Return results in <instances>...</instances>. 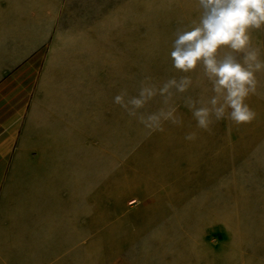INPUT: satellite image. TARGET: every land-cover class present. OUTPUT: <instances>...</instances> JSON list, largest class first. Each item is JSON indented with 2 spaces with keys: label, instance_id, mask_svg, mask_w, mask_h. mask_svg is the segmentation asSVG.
I'll return each mask as SVG.
<instances>
[{
  "label": "rangeland",
  "instance_id": "obj_1",
  "mask_svg": "<svg viewBox=\"0 0 264 264\" xmlns=\"http://www.w3.org/2000/svg\"><path fill=\"white\" fill-rule=\"evenodd\" d=\"M58 1L59 26L96 61L77 140L54 147L64 170L71 158L74 165L79 264H264V70L246 100L255 120L212 117L201 129L186 100L207 101L212 86L202 66L184 73L170 57L176 32L201 15L198 0ZM251 46L264 61V29L251 31ZM34 74L14 83L24 101ZM182 76L192 83L184 93L173 89L168 104L157 94L130 116L114 103L122 91L130 98L142 84L158 89ZM11 95L2 103L13 104ZM160 109H175L179 123L162 120L161 131L140 122ZM189 133L196 138L186 140ZM15 206L9 220L18 226L25 207Z\"/></svg>",
  "mask_w": 264,
  "mask_h": 264
},
{
  "label": "crops",
  "instance_id": "obj_2",
  "mask_svg": "<svg viewBox=\"0 0 264 264\" xmlns=\"http://www.w3.org/2000/svg\"><path fill=\"white\" fill-rule=\"evenodd\" d=\"M49 1L47 7L46 0H0V264L80 259L74 165L71 158L64 170L54 147L77 140L80 102L93 95L96 61L66 36L59 1ZM32 72L24 101L23 87L14 92V83ZM9 94L14 103H2ZM19 145L40 147L41 154H17ZM20 162L24 169L15 171ZM15 205L26 208L18 226L9 220Z\"/></svg>",
  "mask_w": 264,
  "mask_h": 264
},
{
  "label": "clouds",
  "instance_id": "obj_3",
  "mask_svg": "<svg viewBox=\"0 0 264 264\" xmlns=\"http://www.w3.org/2000/svg\"><path fill=\"white\" fill-rule=\"evenodd\" d=\"M198 4L201 9L198 21L176 32L170 57L172 66L184 73L202 66L214 94L207 101L187 98L186 106L197 126L204 130L209 129L212 117L219 121L227 115L237 125L251 123L257 114L246 100L257 94L256 73L264 70L259 50L251 46V31L264 29V0H198ZM225 49L230 51L220 58ZM191 83L189 76H182L179 80L175 77L167 80L158 89L142 84L137 96L128 98L127 92L122 91L114 97V103L130 116H136L137 110L157 94L168 104L173 89L184 93ZM174 111L160 109L147 116L141 114L139 120L162 131V120L179 123ZM195 138V133L185 136L186 140Z\"/></svg>",
  "mask_w": 264,
  "mask_h": 264
}]
</instances>
